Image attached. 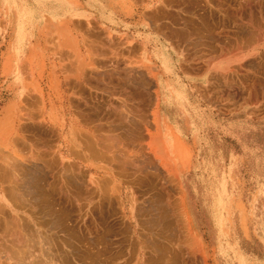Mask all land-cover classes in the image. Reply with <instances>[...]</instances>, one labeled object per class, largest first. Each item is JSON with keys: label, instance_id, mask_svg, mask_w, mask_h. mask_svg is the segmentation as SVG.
Segmentation results:
<instances>
[{"label": "crops", "instance_id": "obj_1", "mask_svg": "<svg viewBox=\"0 0 264 264\" xmlns=\"http://www.w3.org/2000/svg\"><path fill=\"white\" fill-rule=\"evenodd\" d=\"M137 1L17 0L22 15L33 18L32 23L23 26L24 35L18 39L17 20L14 24L10 17L19 12L9 6L8 0H0V129L8 126L9 120L12 127L22 121L32 131L29 142L38 158L32 162L17 158L8 147L0 145V264H8L10 225H16L18 239L21 232L30 237L33 231L38 255L47 257L40 264H54L58 255L67 264L64 257L72 241L73 182L80 189V196L76 197L81 199L76 201L82 202L89 195V178L93 174L100 176L98 171L102 170L90 166L89 153L81 140L80 152L77 151L80 155L74 153L84 160L75 158L71 153L72 133L61 129H86L81 112L90 106L91 85L98 86L96 102L104 103L96 105L98 109L108 112L117 107V112L134 115L124 137L128 154L118 159L116 169L108 167L114 176L110 183L118 180L128 189L126 204L122 206L115 199L114 217L122 222L123 208L125 222L128 220L135 232L143 229L145 234L152 222H169V176L174 175L178 180L184 235L192 236L207 255L208 260L205 258L202 264H217V255L223 264H259L247 259L241 248L232 247V240L237 232L244 239L258 238L257 230L262 228L257 225H264V0ZM109 36L115 47L126 52L125 60L116 61L106 55ZM139 59L147 72L155 74L151 95L155 97L157 114L145 140L146 152L138 164L135 114ZM90 63L97 65L99 76L90 72ZM106 73L109 79L105 78ZM114 79L122 80L115 83ZM20 113H32V119L23 120ZM40 126L41 132L36 131ZM19 149L24 157L28 156L26 144ZM41 150L43 154H37ZM8 158L15 163L2 162ZM152 171L159 173L156 185L151 179ZM147 173L151 176L148 179ZM138 175L140 183V179H147L148 184L143 180L144 188L137 182ZM148 185L161 200L159 207L153 205L154 209L153 191ZM221 191L225 207L218 205ZM100 192L97 191L100 198L91 200L90 208L98 206L101 210L103 205V209L105 203L97 202L104 201ZM239 204L245 213L234 210ZM147 208L152 219L146 217ZM140 214L146 215L148 227L141 225L144 217Z\"/></svg>", "mask_w": 264, "mask_h": 264}, {"label": "rangeland", "instance_id": "obj_2", "mask_svg": "<svg viewBox=\"0 0 264 264\" xmlns=\"http://www.w3.org/2000/svg\"><path fill=\"white\" fill-rule=\"evenodd\" d=\"M10 18H13L14 24L16 22L15 19L17 20V24H18L17 25V27H18V30H17V38L18 39L20 37H22V35H24V33L22 32L23 26L25 24H27V22H30V23L33 22L32 21V19H33L32 17H28V16H26L24 14L21 16V19H20V17L17 18L16 16H13V17H10ZM20 25H21V27H20ZM106 44H110L109 45L110 47L109 48H106V50H107L109 56L111 57V59L113 57V58H115L116 61H123V60H125V58L123 57V55H124L123 50L120 49V48L118 49V47H115V41L113 40V37L112 36H109V39H108V41H107ZM108 54L106 53V55H108ZM93 58H95V57H93ZM116 66H119V63H116ZM136 67H137V80H136V84H137V89H138V101H137V103H138V110L136 112V118H135V120H136V138H137L136 139V142H137V144H136V146H137L136 157L138 159V164H139V161L144 157V153L146 152L145 151V146H146L145 145V140H146V137L150 134V128L153 125H155V116H156L157 113L155 112V103H156L155 97L151 95V92L153 93V87H154V81H155L154 80V76H155V74L154 73L147 72V70L145 69V67L142 64V61H140V59L136 63ZM89 68H90V72H94L96 70L95 71V74H96V72H97V65L95 63H90L89 64ZM150 76H152L153 79H151ZM90 94H91V96L93 95V98L90 96V99H91L90 104L92 103V106H93V103H94V106H95V104H96L95 103L96 102L95 101L96 100V98H95L96 97L95 86L94 87L93 86H90ZM90 107H91V105H90ZM106 113H108V112L106 111ZM106 113L104 114L105 116L103 115L105 117V119L108 116V114L106 116ZM118 113L114 114V116H113V111H112V117H113L112 119L113 120L115 119L114 118L115 116L116 117L118 116V117H121V118L119 119L117 117V119L114 120L116 122H114L111 119L112 122L116 123L114 125L111 122V125L112 124L114 125V126L112 125L113 127H111V125L109 123V127H111L114 130H116L115 131V134L117 136L115 139L114 138L112 139V137H111V139H108V140H111V141H108L107 140L106 142H104L103 140H106L105 138H108L109 136H107V137L101 136L103 134L99 135V137L100 136L102 138L104 137L103 140H101L102 139L101 137H100V139L97 138L98 135H97V137H95L94 135H95L96 132L94 131L95 132L94 133L92 131L93 130L92 127H90L89 129L86 128L85 130H82L80 127H75V126L72 129L71 128H67V129H63L62 128L61 129L65 133L66 132H69V131L72 133V137L74 139V143L72 145L73 146V149H74V152H76V151L80 152V139H79V138H81L80 135H82L81 133L86 134V132L88 131V133H89L88 136H91L92 137V138L90 137L91 138L90 143H92L91 145H93L94 146L93 149H95V150L92 149L93 150V153L90 152V153H92V155L91 154L89 155V158H90V166H93L94 168H99V169L102 170V171H98V172H101L102 173L100 176H97V175H94L93 174V177H90L89 178L90 179V182H89L90 183L89 184L90 185L89 186V192L91 193L92 190L93 189L94 190L92 192L93 194L91 193L92 195L89 193V195L84 198V199H86L88 201H86V200H83L82 202L81 201H79V202L76 201L77 199H80L79 197H76V196H80L79 195L80 189H77V186L74 183L73 228L77 232L76 233L77 234V237L79 236V238H78L79 240L78 239H77V241L74 240L75 241V245H76V249H77L75 251H76L77 254H80L81 252H83V251L86 250V244L85 243L87 242V240H89V244L92 243L94 247L97 246L96 248H93V246L90 244L92 246L91 248L93 249L94 252L98 251L99 249H100V251L105 250L104 249V246H103V248L101 246H102V244L103 245L106 244L107 241H108V243L113 242L114 238L108 233L107 230L104 229V228L107 229V227H105L106 225L108 227H110L114 223V220H115L114 218H116V217H114V210H113L114 208H113V206H112L111 203L115 199H117L118 200V203H121L122 206H123V204H126L127 203V200L126 199H128L127 198V196H128V189H127V186L126 185L120 184V181H118V180L116 182H114V184H112V183H107L106 184V182H107L106 181V178H107V180L108 179L110 180L111 178L114 177L113 174H112V171L108 170V167H111V166L112 167H115V166H117L118 165V159L120 157H122L124 154H126V155L128 154V150L125 148V139H124V137H125V133L127 132V128H128V125L127 124H129L130 118H131V122L134 119V115L132 113H129V112H118ZM20 118H23V120L32 119V113H20ZM123 118H125V119H123ZM111 120H109V121H111ZM119 120H121V121L119 122ZM117 122L119 124H117ZM19 124H20V126H19ZM10 125H13V122H11V120H9L8 126H4L2 129H0V138H1V141H0L1 144L0 145H1V147L5 148V149H7V147H8V149H10V151L13 153V155L15 157H17V158L29 159V161H31V162L38 160L37 156L34 155L35 149H34L33 145L30 143L31 142L30 139L32 137V134H31L32 131H31V129H28V128L24 127L22 121L20 123H18L17 126H15V127H12ZM105 125L107 126L108 124H106V122H105ZM104 135H109V134H104ZM96 138H97V140H96ZM75 141H77V142H75ZM93 141L95 142V144H97V146L94 144ZM99 141H101V143ZM24 144H26L28 146V148H29V152L27 154L28 156H26V157L23 156L22 152L19 149ZM97 150H98V152H97ZM94 151H95V153H94ZM142 152H143V154H142ZM37 154H43V150L37 151ZM95 154H96V158L93 157ZM91 160L94 163H92ZM2 162L4 164H9V165L15 163V161H13V160H11L9 158L8 159H4ZM114 162H116V163H114ZM109 164H111V165H109ZM104 173H107L108 175L103 176ZM157 173H158L157 171H152V178L154 179V183H157L158 182L157 178H159V173L158 174ZM76 175L77 174L74 171V180L77 179V176ZM170 176H169V186H170V190L171 191L169 193V213H170L169 214V222H171V221H173V222H171L172 227L170 226V231L168 233V236L170 235V233L173 234L172 232L174 230V234L171 235V236L172 237L175 236L176 239H179L178 241H180L179 243L182 246V248H181V246H180V248L182 250L185 247V253H186L185 255H186L187 258L189 256V252H187V251H189V249H190V251H194L195 252V254H196L195 255V258L192 257L193 258L192 259L191 257H189L188 260L185 259L186 257L184 258L187 262H191V260H194V261H192V263H188V264H194V263L195 264H202L204 262L205 258H207L206 257L207 255L205 256L203 254V250L199 248V245H198L197 241H195L192 238V236H189V238H188L187 236L184 235L185 226H184V219H183V215H182L181 201H180V198L178 197L179 194L177 192V185H176L175 177H174V175H172L171 177ZM138 178H139V176H138ZM109 180H108V182H109ZM103 182H105V183H103ZM171 185H174V186H171ZM101 190L104 191V192L107 191L108 195L110 196V197L109 196L107 197L108 200L107 199H105L106 201L104 200V203L106 202L105 203L106 204L105 206L107 208L104 207L103 208V211L106 208L105 211H107L108 213L105 212V214H104L103 217H102V214H101L102 209H101L100 213H98L96 211L97 210L99 211L100 209H96V207H94V209L92 210L89 207V205H90L89 203L91 202V200L95 201V200H97V198H99L98 195H97V191L100 192ZM102 191L100 193H102ZM138 195L139 194H137V201L139 203V197H138ZM93 197H94V199H93ZM124 197H126V199H124ZM237 199H239V193H238V198ZM152 200H153V202L155 201L156 204L159 203V201L156 198V193L155 192H153ZM217 200H218V205H220V204H221V206H224L225 205L224 195H223V192L222 191L221 192H218V198H217ZM172 201H176L177 203L176 202H173L172 203ZM109 202H110V204H107ZM170 203H172L173 205L170 204ZM109 205H110V207H109ZM157 205H159V204H157ZM240 205L241 204H239V207L234 208V210L237 211L238 214H241V211L245 213L244 206L242 207ZM85 206H87V207H85ZM89 209H91L95 213L92 214L91 210L89 211ZM223 210L224 209H222V211ZM110 211L111 212L113 211V215H112V213H110ZM120 211H121V215H122L121 216L122 217L121 218L122 219V222L120 223L121 226H120V229H118V230H120L121 233H126V231L128 229L126 227H129V229H128L127 232H130L131 231L130 234H132L131 236H133V238L136 240V242L134 241V239H133V241L135 242L136 246L139 245L136 248H138L140 250V253L138 254L139 250L137 249L136 250V254L134 253L135 256L133 255L132 264L133 263L134 264H144V259L143 258H145V257L142 254L145 253V250L142 247H140V244L137 243V238H138L137 236H139L141 234L140 232L142 230L141 229H140V231H137L136 230V232H135L134 227L128 225V223H124L125 222V219H124L123 213H122V211H124L123 208H121ZM173 213H174V215H173ZM99 214H101V215L98 216ZM107 214H108V216H107ZM171 216H172V218H171ZM100 217H102V219H101L102 221L100 220ZM105 217L107 218V220H106ZM222 218L224 219V216ZM87 219L89 220L88 222H87ZM116 220H118V217H117ZM100 221H101V223H99ZM244 224H246V223H244ZM219 225H222V224L219 223ZM256 225H254V226H256ZM257 226L259 228H262L261 231L257 230L258 238H248V239H244L243 238V234H241L240 232H237V233L233 234L232 247H235L236 249L241 248L247 254L246 255V258L247 259H251V260L255 261V263L264 264V228H263L264 225L258 224ZM117 227H119L118 224H117ZM88 228L91 229V230H89ZM124 228H126V230ZM98 229L101 230V232ZM105 231H107L106 232L107 235L104 233ZM142 232L144 233V231H142ZM17 233L18 232H17V229H16V225H10L8 264H40V261L41 260L45 261L47 259V257H43V256L38 255V253L36 251V248H38V246L36 244L37 241H35L34 238H33V231H30V237H24L22 235V232H21L20 239H18V236H17L18 234ZM103 234H105V236H106V239H105L106 242H104L105 241L104 240L103 243L101 241L102 244L101 243H98L97 244L95 242L96 241V239H95L96 235L98 237V236H102ZM181 234H183V235H181ZM179 235L182 236V239H181V237ZM110 236H111V238H110ZM178 237H180V238H178ZM119 238H121V237H119ZM184 241H186V242H184ZM134 242H132V243L134 244ZM221 242H223V240ZM131 244L129 245V247H131ZM105 248H106V245H105ZM75 251H74V253H75ZM75 257L76 256H74L72 258L73 263L74 264H80V262H78V260H76L77 257L76 258ZM103 257H104V255L100 256L101 263L108 264L105 261V259L103 260ZM207 260H208V258H207ZM64 261L67 264L69 263L68 255L66 257H64ZM217 261H218L217 264H223V262L221 260V257L219 255H217ZM54 264H64L63 261H61L59 255L55 257V263ZM120 264H122V263L120 262Z\"/></svg>", "mask_w": 264, "mask_h": 264}, {"label": "bare ground", "instance_id": "obj_3", "mask_svg": "<svg viewBox=\"0 0 264 264\" xmlns=\"http://www.w3.org/2000/svg\"><path fill=\"white\" fill-rule=\"evenodd\" d=\"M139 1V0H138ZM137 1V2H138ZM198 1V0H197ZM8 2L10 3V7H13L14 8V10L15 11H17V13H18V16H16L17 18H19L20 17V19H21V16H22V11H21V9H20V7H21V5H18L17 6V0H8ZM24 2V1H23ZM145 2V1H144ZM25 3V2H24ZM27 4V3H26ZM25 4V5H26ZM257 4V3H256ZM243 5V4H242ZM245 5H246V3H245ZM247 5H248V2H247ZM208 6V5H207ZM17 7H18V9H17ZM24 7V6H23ZM243 8V7H242ZM31 10V9H30ZM204 10H206V9H204ZM29 12V11H28ZM160 12V11H159ZM24 13V12H23ZM25 15V14H24ZM204 18V17H203ZM203 20V19H202ZM187 22V21H186ZM252 22V21H251ZM188 23H192L193 24V22L192 21H190L189 22V20H188ZM191 24V25H192ZM189 25V24H188ZM190 26V25H189ZM192 26H194V25H192ZM20 27H21V25H20ZM96 30H97V28H96ZM99 37V36H98ZM98 39V38H97ZM96 38H95V40H97ZM106 39V38H105ZM100 40V39H99ZM114 40V39H113ZM101 41V40H100ZM100 41H99V43H100ZM87 42V41H86ZM90 43V42H89ZM98 43V44H99ZM124 43V42H123ZM91 44V43H90ZM118 45V44H117ZM116 45V46H117ZM106 46V45H105ZM119 46V45H118ZM93 47H94V45H93ZM108 48V47H107ZM119 48V47H118ZM115 50V49H114ZM118 50V49H117ZM116 50V51H117ZM128 50V49H127ZM89 51V50H88ZM105 51H107V50H105ZM111 51V50H110ZM91 53V52H90ZM100 53V52H99ZM107 53V52H106ZM118 53V52H117ZM126 53V52H125ZM124 53V54H125ZM133 53H134V51H133ZM101 54V53H100ZM91 55H92V53H91ZM109 55V54H108ZM159 56V55H158ZM113 58V57H112ZM109 59V58H108ZM77 60V59H76ZM115 63V62H114ZM72 65V64H71ZM103 66V65H102ZM102 66H101V68H102ZM113 67V66H112ZM103 68H104V66H103ZM106 69V68H105ZM70 71V70H69ZM96 71V70H95ZM95 71H94V73H95ZM86 72V71H85ZM106 72V71H105ZM93 73V72H92ZM97 73V72H96ZM99 73V72H98ZM97 73V74H98ZM103 73V72H102ZM109 73V72H108ZM108 73H106V74H108ZM89 74V73H88ZM100 74V73H99ZM99 74L98 75H96V76H99ZM104 74V73H103ZM102 74V75H103ZM110 74V73H109ZM109 74H108V77L106 76L105 78H108L109 79ZM112 74V73H111ZM105 75V74H104ZM115 76V75H114ZM65 78V77H64ZM69 78V77H68ZM91 78V77H90ZM96 78H98V77H96ZM104 78V77H103ZM112 78H113V76H112ZM115 78V77H114ZM128 78V76H126V78H125V80H126V82H128L129 80L127 79ZM76 79V78H75ZM94 79H95V77H94ZM99 79H101L102 80V78H101V76H100V78ZM111 79V78H110ZM77 80H79V79H77ZM113 80V79H112ZM118 80V79H117ZM120 80V79H119ZM122 80V79H121ZM120 80V81H121ZM124 80V81H125ZM90 81V80H89ZM88 81V82H89ZM93 81V80H92ZM114 81H115V79H114ZM113 81V82H114ZM120 81H117V82H119L120 83ZM123 81V82H124ZM91 82V81H90ZM102 82H103V80H102ZM108 82V81H107ZM112 82V83H113ZM116 81H115V83H117ZM87 83V82H86ZM95 83V82H94ZM98 83V82H97ZM106 83V82H105ZM113 84V85H115L116 86V84ZM122 83V82H121ZM99 84H100V82H99ZM109 84H111V83H109ZM108 84V85H109ZM123 84V83H122ZM121 84V85H122ZM124 84H125V82H124ZM68 85V84H67ZM102 85V84H101ZM103 85H104V83H103ZM106 85V84H105ZM119 85L120 84H118V87H119ZM126 85V84H125ZM125 85H124V87H125ZM129 85V84H128ZM127 85V86H128ZM92 86V85H91ZM93 86H97V85H93ZM110 86V85H109ZM115 86H112V87H115ZM98 87V86H97ZM124 87H123V89H124ZM129 87V86H128ZM100 88V87H99ZM116 89H117V86L115 87ZM120 88H122V87H120ZM90 89V88H89ZM95 90H96V88H95ZM99 90V89H98ZM105 90V89H104ZM108 90H109V88H108ZM114 90V89H113ZM120 90V89H119ZM128 90V89H127ZM83 91H85V90H83ZM100 91H102L101 89H100ZM110 91V90H109ZM111 91H112V89H111ZM129 91V90H128ZM86 92V91H85ZM99 92V91H98ZM107 92V91H106ZM127 92V91H126ZM82 93V92H81ZM99 94V93H98ZM100 94H102V93H100ZM91 95V94H90ZM103 96H104V94H102ZM101 95V96H102ZM109 95V94H108ZM112 95V94H111ZM79 96V95H78ZM81 96V95H80ZM85 96V95H84ZM82 97H83V95H82ZM86 97H88V96H86ZM92 98H93V95L91 96ZM100 97V96H99ZM107 97V96H106ZM85 98V97H84ZM83 98V99H84ZM96 98V97H95ZM98 98V97H97ZM96 98V99H97ZM131 98V97H130ZM108 99V98H107ZM128 99V98H127ZM126 99V100H127ZM98 100V99H97ZM97 100H95V101H97ZM112 100V99H111ZM85 101V100H84ZM90 101H91V99H90ZM89 101V102H90ZM99 101H100V99H99ZM113 101V100H112ZM130 101V100H129ZM80 102V101H79ZM104 102V101H103ZM115 102V101H114ZM83 103V102H82ZM85 103H86V101H85ZM95 103H97V102H95ZM131 103H132V101H131ZM73 104V103H72ZM88 104V103H87ZM101 105H103L104 103H100ZM99 103H97V104H95V106H94V103H93V106H92V103L90 104L91 105V107H90V109H89V107H87L88 109L87 110H90V111H88L87 112V114H85L86 113V111L87 110H85V111H83V112H85L84 114L85 115H82L83 114V112H81L82 114H81V116L83 117V119L82 120H84L82 123L84 124V125H86V128L87 129H89L90 127H92L93 128V132L95 133V137H97V135H98V137L97 138H99L100 139V137L101 136H104V137H107V136H109L108 138H105L106 140H103L104 139V137L101 139V140H103L104 142H106L108 139H111V137H112V139L114 138H116L117 136H116V134H115V131L116 130H114L113 128H111V127H113L116 123H114V122H116V121H114L115 119H117V117L115 116L114 118V120L112 119L113 117H112V111H113V116H114V114H116V113H118L117 112V107H115V106H113V107H115L114 109H116V110H114L113 108V110L112 111H110L111 110V108L108 110V113H106V111H104V110H106V109H104L103 111L101 110V108H97L96 107V105L98 106V105H100ZM71 105V104H70ZM72 106V105H71ZM74 106V105H73ZM117 106H119V105H117ZM123 106V105H122ZM126 106V105H125ZM129 106V105H128ZM100 107V106H99ZM133 107V106H132ZM132 107H129V108H131L132 110L134 109V108H132ZM188 108V107H187ZM103 109V108H102ZM119 109V108H118ZM194 110V109H193ZM22 111V110H21ZM114 111H116V113L114 112ZM122 111V110H121ZM106 113V116H107V114H108V116H107V118L105 119V113ZM110 112V113H109ZM79 113V112H78ZM129 113H131V112H129ZM193 113H195V112H193ZM119 114V113H118ZM104 115V116H103ZM136 115V114H135ZM81 117V118H82ZM125 117V116H124ZM81 118L79 117V119L81 120ZM119 119L121 118V117H118ZM138 118V117H137ZM114 121V122H112V120ZM123 119H125V118H123ZM122 119V120H123ZM109 120H111V121H109ZM129 120V119H128ZM35 121V120H34ZM33 121V122H34ZM121 120H119V122H120ZM124 121V120H123ZM131 121V120H130ZM105 122H106V124H108L107 126L105 125ZM111 122L114 124H112L111 125ZM109 123H110V125H111V127H109ZM134 123V122H133ZM117 124H119L118 122H117ZM122 124V123H121ZM125 124V123H124ZM35 125V124H34ZM123 125V124H122ZM128 125V124H127ZM32 126V125H31ZM81 126V125H80ZM28 127V126H27ZM40 129H36V131L37 130H42L41 129V126L39 127ZM120 128V127H119ZM130 128V127H129ZM140 130V129H139ZM62 131V130H61ZM75 131V130H74ZM41 132V131H40ZM43 132V131H42ZM25 133V132H24ZM138 133V132H137ZM43 135H44V133H42ZM82 135H80L81 136V138H79L80 140H81V143H82V146H83V148L89 153V155L91 154L92 155V153H93V150H95V149H93V145H91L92 143H90V140H91V136H88L89 135V133H88V131L86 132V134H84V133H81ZM101 134H103V135H101ZM104 134H109V135H104ZM16 135V134H15ZM37 135V134H36ZM41 135V134H40ZM99 135H101L100 137H99ZM77 136V135H76ZM55 137H56V135H55ZM91 137V138H90ZM18 138V137H17ZM25 138V137H24ZM97 138H96V140H97ZM134 140V139H133ZM37 141V140H36ZM108 141H111V140H108ZM50 142V141H49ZM92 142V141H91ZM94 142V141H93ZM100 143H101V141H99ZM40 143V142H39ZM65 143V142H64ZM103 143V142H102ZM41 144V143H40ZM94 144H95V142H94ZM96 146H97V144H95ZM143 145V144H142ZM102 146V145H101ZM100 147V146H99ZM51 148H54V147H51ZM96 148V147H95ZM72 149V148H71ZM93 149V150H92ZM103 149V148H102ZM73 150V152H71L72 154H74V156H75V153L77 154L78 152L76 151L75 153H74V149H72ZM109 150V149H108ZM107 150V151H108ZM69 151V150H68ZM101 151V150H100ZM99 151V152H100ZM106 151V152H107ZM90 152H92V153H90ZM97 152H98V150H97ZM96 152V153H97ZM102 152V151H101ZM100 152V153H101ZM105 152V153H106ZM109 152V151H108ZM94 153H95V151H94ZM104 153V152H103ZM142 154H143V152H142ZM78 155H80L79 153H78ZM99 155V154H98ZM97 155V156H98ZM82 158V155H81V157L79 156H75V158ZM92 157V156H91ZM93 157H95L96 158V154L93 156ZM92 157V158H93ZM86 158V157H85ZM88 158V157H87ZM99 158V157H98ZM103 158V157H102ZM83 160H84V158H82ZM81 159V160H82ZM104 159V158H103ZM149 159V158H148ZM82 160V161H83ZM106 160V159H105ZM115 160V159H114ZM113 160V161H114ZM56 161V160H55ZM59 161V160H58ZM152 161V160H151ZM150 161V162H151ZM84 162V161H83ZM111 162V161H110ZM146 162V161H145ZM108 163V162H107ZM114 163H116V162H114ZM154 163V162H153ZM127 164V163H126ZM129 164V163H128ZM131 164V163H130ZM109 165H111V164H109ZM123 165V164H122ZM121 165V166H122ZM132 165V164H131ZM56 167V166H55ZM103 167V166H102ZM146 167V166H145ZM156 167V166H155ZM3 168V167H2ZM1 168V169H2ZM105 168V167H104ZM142 168V167H141ZM106 169V168H105ZM115 169H116V167H115ZM139 169V168H138ZM120 170V169H119ZM2 171V170H1ZM78 171V170H77ZM108 171V170H107ZM121 171V173L119 174V175H121V174H123L122 173V169L120 170ZM148 171V170H147ZM67 172V171H66ZM104 172V171H103ZM123 172H125V171H123ZM143 172V171H142ZM145 172V171H144ZM150 172V171H149ZM64 173V172H63ZM110 173V172H109ZM114 174H116V172H113ZM136 173H137V171H136ZM176 173V172H175ZM85 174V173H84ZM127 174H128V172H127ZM158 174V173H157ZM108 175V174H107ZM117 175V174H116ZM129 175H131L130 173H129ZM132 175H134V174H132ZM142 175V174H141ZM141 175H140V177H141ZM146 175V174H145ZM166 175V174H165ZM84 176V175H83ZM111 176V175H110ZM122 176V175H121ZM125 177L127 176V175H124ZM139 176V175H138ZM143 176H144V174H143ZM172 176V175H171ZM170 176V177H171ZM65 177V176H64ZM130 176H127V178H129ZM137 177V176H136ZM135 177V178H136ZM146 177H147V179L148 178H150L149 177V175H148V173H147V175H146ZM176 177V176H175ZM84 178L85 177H83V180H84ZM119 178V177H118ZM131 178V177H130ZM133 179L134 181L135 180H137V179ZM166 178H168V177H166ZM73 179V178H72ZM103 179V178H102ZM125 179V178H124ZM147 179H140V180H142V183L145 181L146 182V180ZM151 179H153V178H151ZM104 180V179H103ZM109 180V179H108ZM108 180H107V178H106V184L107 183H110V181L108 182ZM133 180H131V183H132V181ZM144 180V181H143ZM162 180H164V179H162ZM172 180V179H171ZM176 180V179H175ZM72 181V180H71ZM74 181V180H73ZM85 181V180H84ZM129 182H130V180H128ZM127 181V182H128ZM152 181V180H151ZM166 181H167V179H166ZM178 181V180H177ZM176 181V182H177ZM102 182V181H101ZM126 182V183H127ZM128 182V183H129ZM139 184H141V186H140V188L141 187H143L142 186V183H140V181H139V178H138V181H137ZM145 182H144V184H145ZM163 182V181H162ZM73 183H75V181L73 182ZM86 183V182H85ZM130 183V184H131ZM135 183L136 182H133L132 184H134L135 185ZM138 183H136V184H138ZM164 183H165V180H164ZM163 183V184H164ZM168 183V182H167ZM174 183V182H173ZM178 183V182H177ZM176 183V184H177ZM87 184V183H86ZM101 184V183H100ZM103 184V183H102ZM132 184H131V187H132ZM146 184H148L147 182H146ZM150 184V183H149ZM105 185V184H104ZM153 185V184H152ZM151 185V186H152ZM154 185H156V183H154ZM167 185V184H166ZM175 185V184H174ZM174 185H171V186H174ZM90 186V185H89ZM107 186V185H106ZM109 186V185H108ZM139 186V185H138ZM145 187L147 186V185H144ZM149 186V185H148ZM151 186H149V188L151 187ZM103 187V186H102ZM136 187V186H135ZM134 187V188H135ZM155 188L154 189H157V188H161L162 189V187H157V186H154ZM157 187V188H156ZM180 187V186H179ZM87 188V187H86ZM107 188V187H106ZM138 188V187H137ZM144 188V187H143ZM148 188V189H149ZM93 189V188H92ZM101 189V188H100ZM105 189V188H104ZM119 189V188H118ZM132 189V188H131ZM151 189H152V187H151ZM150 189V190H151ZM172 189V188H171ZM87 190V189H86ZM94 190V189H93ZM93 190H92V192H93ZM106 190V189H105ZM134 190V189H133ZM142 190V189H141ZM145 189H143V191H144ZM160 190V189H159ZM167 190H169V189H167ZM166 190V191H167ZM173 190V189H172ZM91 191V190H90ZM102 191V190H101ZM123 191V190H122ZM135 192H138L139 193V191L140 190H138V189H136V190H134ZM146 191V190H145ZM144 191V192H145ZM152 191H153V189H152ZM161 191H163V190H161ZM164 191H165V189H164ZM171 191V190H170ZM179 191V190H178ZM88 192V191H87ZM91 192V193H92ZM141 192V191H140ZM147 192V191H146ZM154 192V191H153ZM40 193H41V191H40ZM90 193V192H89ZM90 193V194H91ZM134 193V192H133ZM168 193V192H167ZM93 194V193H92ZM91 194V195H92ZM100 194H102L103 196L101 197V199H107L108 200V193H107V191L106 192H104L103 193V191H102V193H100ZM139 194H141V193H139ZM146 194V193H145ZM43 195V194H42ZM96 196V195H95ZM94 196V197H95ZM100 196V195H99ZM142 196H143V194H142ZM142 196H141V198H142ZM83 197V196H82ZM86 197V196H85ZM94 197H93V199H94ZM110 197V196H109ZM163 197V195H161V198ZM166 197V195H164V197L163 198H165ZM179 197V196H178ZM41 198V197H40ZM92 198V197H91ZM100 198V197H99ZM180 198V197H179ZM42 199V198H41ZM81 199V198H80ZM88 199V198H87ZM100 199V200H101ZM135 199V198H134ZM137 199V198H136ZM172 199V198H171ZM43 200V199H42ZM72 200V199H71ZM84 200V199H83ZM168 200V199H167ZM175 200V199H174ZM177 200V199H176ZM183 200V199H182ZM106 201V200H105ZM115 201V202H114ZM112 203H113V205L116 203L117 204V201L116 200H114ZM127 201H129V200H127ZM134 201V200H133ZM184 201V200H183ZM97 202H99V204H101V203H104V201L103 202H100V201H97ZM96 202V203H97ZM111 202V201H110ZM110 202L109 203H107V204H110ZM123 202V201H122ZM137 202V201H136ZM144 202V201H143ZM160 203H157V204H159V205H161V200L159 201ZM167 202V201H166ZM173 202H176V201H172V203ZM71 203V202H70ZM69 203V204H70ZM106 203V202H105ZM111 203V204H112ZM162 203H164V202H162ZM168 203V202H167ZM172 203H170V204H172ZM177 203V202H176ZM85 204V203H84ZM90 204V203H89ZM152 204V203H151ZM72 205V204H71ZM87 205V204H86ZM94 205V204H93ZM96 205V204H95ZM106 205V204H105ZM104 205V207H106ZM148 205V204H147ZM153 205H155V201H154V204H152V206ZM163 205H166V204H163ZM168 205H169V203H168ZM173 205V204H172ZM176 205V204H175ZM88 206V205H87ZM100 206V205H99ZM102 206L103 205H101L100 207H101V209H102ZM140 206H142V205H140ZM139 206V207H140ZM156 206V205H155ZM86 207V206H85ZM94 207H98V206H94ZM94 207L92 208L91 207V209L93 210L94 209ZM99 207V208H100ZM103 207V208H104ZM109 207H110V205H109ZM114 208H115V205L113 206ZM117 207V206H116ZM136 207V206H135ZM145 207V206H144ZM148 207H150L151 208V205L150 206H148ZM157 207H159L158 205H157ZM162 207V206H161ZM163 207H165V206H163ZM162 207V208H163ZM166 207L168 208V206L166 205ZM172 207V206H171ZM107 208V207H106ZM105 208V209H106ZM112 208V207H111ZM142 208H143V206H142ZM141 207H140V210L142 209ZM179 208V207H178ZM91 209H89V211L91 210ZM97 209V208H96ZM95 209V210H96ZM105 209H104V211H103V209H102V211L101 210H97L96 212H98V213H100V211H101V214H102V217L104 216V214H105V212H107V211H105ZM113 209V208H112ZM132 209V208H131ZM136 209V208H135ZM143 209H145V208H143ZM148 209V208H147ZM151 209H154V206H153V208H151ZM155 209L157 210V208L155 207ZM164 209V208H163ZM65 210V209H64ZM91 210V212H92V214L93 213H95V212H93ZM108 210V209H107ZM114 210V209H113ZM116 210H117V208H116ZM139 210V209H138ZM146 210V209H145ZM161 210V209H160ZM160 210H158L161 214L162 213H164L163 212V210H162V212L160 211ZM165 210L166 211H168L166 208H165ZM135 211V210H134ZM137 211V210H136ZM152 211V210H151ZM178 211V210H177ZM176 211V212H177ZM118 211H116V215H120V213L118 212ZM145 212H147V211H145ZM153 212V211H152ZM159 212H155V213H153V214H157V213H159ZM173 212V211H172ZM108 213V212H107ZM110 213H112V215H113V211L111 212L110 211ZM131 213H133V212H131ZM148 213L150 214V212H149V209H148V212L146 213L147 214V218H150V216H148ZM159 213V215H161ZM101 214H99L98 216H100ZM144 214V213H143ZM165 214V213H164ZM163 214V215H164ZM167 214V213H166ZM165 214V215H166ZM170 214V213H169ZM61 215V214H60ZM111 215V214H110ZM111 215V216H112ZM133 215H135L134 213H133ZM136 215H137V213H136ZM142 217H144V218H142L141 220H142V224L141 225H144V224H146L145 223V221L144 220H146L145 219V216H143L142 214H140ZM158 215V217H161V216H159ZM173 215H174V213H173ZM172 215V216H173ZM177 215V214H176ZM73 216V215H72ZM97 216V215H96ZM95 216V217H96ZM107 216H108V214H107ZM114 216H115V214H114ZM138 216H139V214H138ZM153 216V215H152ZM172 216H171V218H172ZM178 216V215H177ZM70 217H71V215H70ZM90 217V216H89ZM102 217H100V220L102 219ZM113 217V216H112ZM129 217V216H128ZM154 217H155V215H154ZM175 217V216H174ZM40 218V217H39ZM58 218V217H57ZM99 218V217H98ZM106 218V217H105ZM119 218V217H118ZM137 218H139V217H137ZM157 218V217H156ZM156 218L154 219V220H156ZM162 218V217H161ZM163 218H165V217H163ZM64 219V218H63ZM114 219H116V218H114ZM131 219V218H130ZM150 219H152V217L150 218ZM158 219V218H157ZM71 220H73V219H71ZM105 220V219H104ZM106 220H107V218H106ZM105 220V221H106ZM122 220V219H121ZM135 220V219H134ZM153 220V221H154ZM159 220V219H158ZM167 219H163V220H159L158 221V224H156L157 225V227H156V225H154L155 223H153L152 222V225L153 226H151V228L150 229H152V230H150V229H148V234H145V233H143L142 231H144L143 229H142V231L140 232L141 234L139 235V236H137L138 238H137V243L138 244H140V247H142L144 250H145V253H143L142 255L145 257V258H143L144 259V264H188V263H192V261H194V260H191V262H187L186 260H188V258L189 257H194L195 258V252L194 251H190V249H189V251H187V252H189V256H188V258L186 257V253H185V247H184V249L182 250L181 248H182V246L180 245V241H178L179 239H176L175 238V236L174 237H172L171 235H173L174 234V230H173V234H171L170 233V237L168 236V233L169 232H167L169 229H167L168 227L170 228V226L172 227V225H171V222H173V221H171V222H167L166 221ZM173 220V219H172ZM60 221V220H59ZM64 221V220H63ZM62 221V222H63ZM81 221V220H80ZM89 220L87 219V222H88ZM99 221V220H98ZM97 221V222H98ZM102 221V220H101ZM101 221L99 222V223H101ZM128 221V220H127ZM127 221L126 222H124V223H127ZM138 221V220H137ZM139 221H140V219H139ZM138 221V222H139ZM143 221H144V223H143ZM150 220L148 219V222H149ZM166 221V222H165ZM175 221V220H174ZM43 222V221H42ZM72 222V221H71ZM92 222V221H91ZM104 222V221H103ZM102 222V223H103ZM107 222V221H106ZM116 222V221H115ZM117 222H118V220H117ZM93 223V222H92ZM111 223V222H110ZM113 223V222H112ZM120 223H121V221L120 222H118V223H113L110 227H108L107 225L105 226V227H107V229L106 228H104L105 230H107L108 231V233L114 238V240H113V242H111V243H108V241H107V243L106 244H102L103 243V241L106 239V236H105V234L107 235V231H105L104 233L105 234H103L102 236H98L97 237V235H96V237H95V239H96V243L98 244V243H101V241H102V248H103V246H104V249L105 250H103V251H100V249L98 250V251H96V252H94L93 251V249L91 248L92 246H93V244L92 243H90L89 244V240H87V242L85 243L86 244V250L85 251H83V252H79L80 254H77L76 253V251L75 250H77L76 249V245H75V241L74 240H76L77 241V239L79 238V236L77 237V232L74 230V228H73V225L71 226V229H72V231H71V239H72V241H70L71 243L69 244L68 243V248H69V253H68V259H69V263L68 264H74L73 263V260H72V258L74 257V256H76L77 257V259L76 260H78V262H80V264H105V263H101V261H100V256H102V255H104V257H103V260L105 259V261L108 263V264H120V262L122 263V264H132V259H133V255H134V253L136 254V250L138 249V248H136V247H138V246H136V244H135V242H136V240L133 238V236H131L132 234H130V232H127L128 231V229H129V227H126V228H128L127 229V231H126V233H121V231L120 230H118V229H120ZM134 223V222H133ZM140 223V222H139ZM180 223V222H179ZM182 223V222H181ZM191 223V222H190ZM72 224V223H71ZM117 224H118V226L119 227H117ZM147 224H149V223H147ZM147 224H146V227H148L147 226ZM60 225V224H59ZM92 225V224H91ZM90 225V226H91ZM109 225V224H108ZM125 225V224H124ZM129 225V224H128ZM132 225V224H131ZM188 225V224H187ZM66 226V225H65ZM103 226V225H102ZM154 226L156 227V228H154ZM177 226V225H176ZM175 226V227H176ZM70 227V226H69ZM124 227V226H123ZM146 227H143V228H146ZM92 228V227H91ZM126 228H124L125 230H126ZM178 228V227H177ZM65 229V228H64ZM68 229V228H67ZM71 229H69L67 232H69L70 233V230ZM89 229V228H88ZM103 229V230H104ZM89 230H91V229H89ZM99 230V229H98ZM94 231V230H93ZM96 231V230H95ZM100 232H101V230H99ZM123 231V230H122ZM140 231V230H139ZM170 231V230H169ZM178 231V230H177ZM176 231V232H177ZM186 231V230H185ZM189 231V230H188ZM179 232V231H178ZM99 233V232H98ZM103 233V232H102ZM181 233V232H180ZM68 234V233H67ZM100 234V233H99ZM176 234V233H175ZM79 235V234H78ZM92 235V234H91ZM95 235V234H94ZM101 235V234H100ZM181 235H183V234H181ZM181 235H179L180 237H181V239H182V236ZM68 236H70L69 234H68ZM111 236H110V238H111ZM149 236V238H147ZM178 236V235H177ZM119 237H121V238H119ZM180 237H178V238H180ZM70 238V237H69ZM187 238V237H186ZM189 238V237H188ZM108 239V238H107ZM133 239H134V241H133ZM79 240V239H78ZM84 240V239H83ZM186 240V239H185ZM65 241H67V240H65ZM93 241V240H92ZM187 241V240H186ZM186 241H184V242H186ZM68 242H69V240H68ZM82 242V241H81ZM94 242V243H95ZM104 242H106V240L104 241ZM132 242H134V244L132 243ZM79 243V242H78ZM132 243V244H131ZM183 243V242H182ZM192 243V242H191ZM66 244H67V242H66ZM131 244V247H129V245ZM105 245H106V248H105ZM142 245V246H141ZM186 245V244H185ZM184 245V246H185ZM67 246V245H66ZM180 246H181V248H180ZM187 246V245H186ZM97 247V246H96ZM96 247H94L93 246V248H96ZM88 248V249H87ZM187 248V247H186ZM85 249V248H84ZM96 250V249H95ZM135 250V251H134ZM139 250V249H138ZM74 251H75V253H74ZM100 251V252H99ZM105 251V252H104ZM103 252V253H102ZM140 253V250H139V252H138V254ZM135 256V255H134ZM75 257V258H76ZM106 257V258H105ZM186 257V258H185ZM74 258V259H75ZM186 260H185V259ZM193 259V258H192ZM198 259V258H197ZM190 260V259H189ZM67 261V260H66ZM68 262V261H67ZM139 263V262H138ZM194 263V262H193ZM134 264V263H133ZM195 264V263H194Z\"/></svg>", "mask_w": 264, "mask_h": 264}]
</instances>
